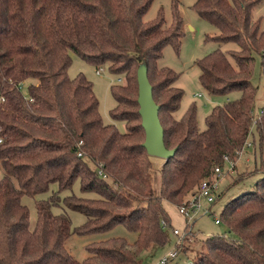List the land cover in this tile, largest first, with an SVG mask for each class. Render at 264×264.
Instances as JSON below:
<instances>
[{"label": "trees", "instance_id": "obj_1", "mask_svg": "<svg viewBox=\"0 0 264 264\" xmlns=\"http://www.w3.org/2000/svg\"><path fill=\"white\" fill-rule=\"evenodd\" d=\"M153 1L0 0V125L5 136L0 143V264H136L153 243L167 240L165 227L172 218L165 200L183 202L216 165H224L225 154L236 157L251 134L262 151L264 105L255 121L258 85L252 79L259 52L264 85V30L261 18L253 17L261 0L192 4L218 28L210 37L237 44L220 45L196 60L206 90L237 94L211 108L205 128L199 126L195 101L178 114L185 94L176 85L179 73L158 63L166 45L180 49L185 33L180 0H173L170 24L163 8L156 17L144 18ZM71 52L99 67L108 64L125 79L112 84L117 104L111 114L125 121L126 130L103 120L84 72L69 75ZM141 63L160 105L165 144L176 147L169 158L150 154L143 144ZM156 158L162 160L158 192L153 185ZM259 169L254 186L225 203L221 222L226 231L207 235L198 256L185 264H264V159ZM77 178L83 192L95 194L62 196ZM53 183L58 189L36 201L37 221L31 226L22 197L45 192ZM62 203L84 213L86 221L72 226L66 212L53 210ZM118 223L137 232L136 239L95 241L82 260L66 246L72 233L105 231Z\"/></svg>", "mask_w": 264, "mask_h": 264}, {"label": "rangeland", "instance_id": "obj_2", "mask_svg": "<svg viewBox=\"0 0 264 264\" xmlns=\"http://www.w3.org/2000/svg\"><path fill=\"white\" fill-rule=\"evenodd\" d=\"M173 0H154L151 7L145 14L144 18L150 20L157 16L160 8H163L166 22L171 23L173 19ZM194 0H180L179 9L183 16L184 36L180 49L177 51L171 44L165 46L163 55L159 59V65H168L173 67L178 73L179 77L176 80V85L181 86L185 90V94L181 103V107L177 111L182 114L191 101H195L198 106V121L201 128L206 127V115L211 108L216 104H223L227 97L237 95L235 93L222 94L210 93L200 81V68L196 64V60L215 48L222 45L223 48L237 47L235 42L229 41L226 43H219L214 40L212 35L219 30L209 20L201 17L198 12L192 7ZM254 18H261V28L264 30V0H261L253 10ZM72 62L69 66L68 72L70 76H76L79 72H84L85 75L92 81L95 93L100 101V112L103 120L106 123H116L121 130H126V123L124 120L114 119L111 111L116 106L117 100L112 91V84L125 81L119 75L113 73L108 64L101 65L100 72L97 71V65L82 58L75 52H71ZM254 62V72L252 79L258 85L256 96V103L254 107L255 119L261 114V109L264 105V85L263 74L261 71V55L256 52ZM122 79V80H121ZM254 141L253 135L249 137ZM258 137L255 135V144L246 147L244 153L237 161L236 168H230L229 163L226 162L225 170L220 178V188L223 191L222 195L216 198L213 204L214 213L200 214L195 220L190 221L189 228L186 226V217L181 214L178 206L182 203L175 204L165 200V206L172 217V225H166L165 231L167 240L164 243H153L148 249L144 250L139 256L136 264H155L164 255L175 250L179 236L174 233L173 228L178 227L182 232L186 230L184 236V243L178 254L171 258L165 264H185L194 260L200 251L204 248V239L207 235L212 233H223L226 231V225L223 222H215L214 215L221 216V211L225 203L232 197L251 189L256 180L262 175L261 167L264 159V145L262 151ZM161 158H156L155 167L153 170L154 180L153 185L158 192L160 189V165ZM258 168V169H257ZM3 169L0 167V176ZM58 189V184L53 183L49 190L39 193L35 196L25 194L22 201L26 203L30 210V223L34 226L37 221V207L36 201L38 199H47L50 195ZM76 193L78 195H94L95 193L83 192L81 190L80 178H77L72 187L61 192L62 196ZM186 199V198H185ZM55 212H66L72 221V226H78L86 221V215L80 211L67 207L65 204L54 205ZM190 228H193V233H189ZM112 236H124L129 241H134L137 237V232L130 230L124 223H118L105 231H97L90 233H72L66 240V246L73 256L79 260L87 257L90 252L88 250L89 244L107 239Z\"/></svg>", "mask_w": 264, "mask_h": 264}, {"label": "built area", "instance_id": "obj_3", "mask_svg": "<svg viewBox=\"0 0 264 264\" xmlns=\"http://www.w3.org/2000/svg\"><path fill=\"white\" fill-rule=\"evenodd\" d=\"M102 69V66L97 68V71L100 72ZM4 99V97H1L0 100ZM256 121V119H255ZM5 141V136L2 133V127L0 125V143ZM82 142V141H81ZM255 144V141L248 138L242 148L236 150V157H231L229 154H225L223 156L224 158V165H216L214 167V173L210 177H205L201 180L198 190L194 193H192L188 198H186L179 206V211L182 215L186 217V226L189 228L190 221H193L196 219V217L200 214H206V213H214L213 211V204L216 201V198L219 195H222V190L220 188V178L225 170V164L226 162L229 163L230 168H236L237 161L240 158V156L244 153L246 147L253 146ZM79 154H82L79 152ZM99 173H101L103 176H107L105 172H103L102 169L98 170ZM215 222L220 223L221 222V216L218 217L217 215H214ZM163 223L166 224V221L163 220ZM191 229V228H190ZM174 233H176L179 236V240L177 242V246L175 250L170 251L169 254L164 255L160 258V260L155 264H165L167 263L171 258H174L180 249L183 246L184 243V236L186 234V230L182 232L181 228L174 227L173 228Z\"/></svg>", "mask_w": 264, "mask_h": 264}, {"label": "water", "instance_id": "obj_4", "mask_svg": "<svg viewBox=\"0 0 264 264\" xmlns=\"http://www.w3.org/2000/svg\"><path fill=\"white\" fill-rule=\"evenodd\" d=\"M138 81L139 111L146 132L143 144L150 154L169 158L175 153L176 147L168 148L165 144L164 127L159 116L160 105L154 98L152 84L149 80L145 63L139 65Z\"/></svg>", "mask_w": 264, "mask_h": 264}, {"label": "crops", "instance_id": "obj_5", "mask_svg": "<svg viewBox=\"0 0 264 264\" xmlns=\"http://www.w3.org/2000/svg\"><path fill=\"white\" fill-rule=\"evenodd\" d=\"M223 193V192H222ZM171 215V214H170ZM172 218V217H171Z\"/></svg>", "mask_w": 264, "mask_h": 264}]
</instances>
